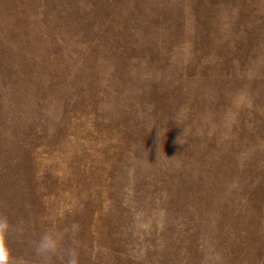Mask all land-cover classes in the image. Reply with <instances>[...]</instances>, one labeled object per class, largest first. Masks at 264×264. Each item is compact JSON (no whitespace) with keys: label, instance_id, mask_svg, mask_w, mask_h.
I'll return each mask as SVG.
<instances>
[{"label":"rangeland","instance_id":"1","mask_svg":"<svg viewBox=\"0 0 264 264\" xmlns=\"http://www.w3.org/2000/svg\"><path fill=\"white\" fill-rule=\"evenodd\" d=\"M0 224L9 264H264V0H0Z\"/></svg>","mask_w":264,"mask_h":264},{"label":"clouds","instance_id":"2","mask_svg":"<svg viewBox=\"0 0 264 264\" xmlns=\"http://www.w3.org/2000/svg\"><path fill=\"white\" fill-rule=\"evenodd\" d=\"M0 229H5V226L0 224ZM58 240L57 238L47 233L42 234L39 239L35 242L34 250L35 253L42 258H49L57 252ZM67 264H77L76 254L72 250H68L67 253ZM215 261L219 264L220 257L216 256ZM0 264H9L6 251L0 248ZM207 264V261H206Z\"/></svg>","mask_w":264,"mask_h":264}]
</instances>
